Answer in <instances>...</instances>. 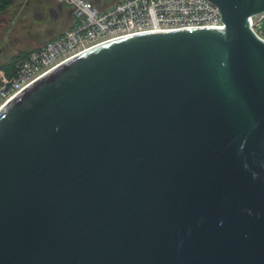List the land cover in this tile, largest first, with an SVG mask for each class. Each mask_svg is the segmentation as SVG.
Segmentation results:
<instances>
[{
	"label": "water",
	"instance_id": "1",
	"mask_svg": "<svg viewBox=\"0 0 264 264\" xmlns=\"http://www.w3.org/2000/svg\"><path fill=\"white\" fill-rule=\"evenodd\" d=\"M210 1L0 108V264H264V0Z\"/></svg>",
	"mask_w": 264,
	"mask_h": 264
},
{
	"label": "built area",
	"instance_id": "2",
	"mask_svg": "<svg viewBox=\"0 0 264 264\" xmlns=\"http://www.w3.org/2000/svg\"><path fill=\"white\" fill-rule=\"evenodd\" d=\"M38 0H0L17 4ZM72 10V25L17 62L8 75L0 74V108L27 85L61 63L117 38L180 29L225 30L222 14L210 0H120L103 9L89 0H55ZM5 10L4 12H6ZM258 38L257 26L264 13L248 18Z\"/></svg>",
	"mask_w": 264,
	"mask_h": 264
},
{
	"label": "flooded vegetation",
	"instance_id": "3",
	"mask_svg": "<svg viewBox=\"0 0 264 264\" xmlns=\"http://www.w3.org/2000/svg\"><path fill=\"white\" fill-rule=\"evenodd\" d=\"M95 5H112L120 0H89ZM15 11V14H11ZM72 10L55 0H38L17 4L0 13V22L10 38L8 47L18 51L41 45L49 32L62 33L70 27Z\"/></svg>",
	"mask_w": 264,
	"mask_h": 264
},
{
	"label": "rangeland",
	"instance_id": "4",
	"mask_svg": "<svg viewBox=\"0 0 264 264\" xmlns=\"http://www.w3.org/2000/svg\"><path fill=\"white\" fill-rule=\"evenodd\" d=\"M11 14L14 15L15 11H13ZM257 30L259 34L264 36V20L258 24ZM9 38H10V34H8V31L6 30L5 26L0 22V64H3L4 62H6L8 59H10L13 56H17L20 52L29 51V50L18 51L15 49H11L7 45ZM0 81H1V78H0Z\"/></svg>",
	"mask_w": 264,
	"mask_h": 264
},
{
	"label": "trees",
	"instance_id": "5",
	"mask_svg": "<svg viewBox=\"0 0 264 264\" xmlns=\"http://www.w3.org/2000/svg\"><path fill=\"white\" fill-rule=\"evenodd\" d=\"M12 6L11 2H6L4 4H0V13L7 10L9 7ZM35 49V48H34ZM33 50V49H32ZM32 50H29L27 52H20L17 56H13L10 59H8L3 64H0V74L8 75L13 70L15 64L19 62L20 60L24 59L28 53Z\"/></svg>",
	"mask_w": 264,
	"mask_h": 264
},
{
	"label": "crops",
	"instance_id": "6",
	"mask_svg": "<svg viewBox=\"0 0 264 264\" xmlns=\"http://www.w3.org/2000/svg\"><path fill=\"white\" fill-rule=\"evenodd\" d=\"M112 5H114V4H112ZM112 5H108V6H106V5L101 4V5H98V6H100V7L103 8V9H106V8L112 6ZM72 23H73V18L71 17V20H70V26L72 25Z\"/></svg>",
	"mask_w": 264,
	"mask_h": 264
}]
</instances>
